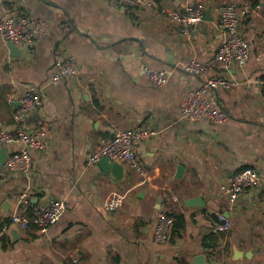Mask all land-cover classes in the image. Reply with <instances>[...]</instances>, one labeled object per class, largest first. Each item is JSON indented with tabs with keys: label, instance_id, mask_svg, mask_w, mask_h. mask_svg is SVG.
<instances>
[{
	"label": "crops",
	"instance_id": "crops-1",
	"mask_svg": "<svg viewBox=\"0 0 264 264\" xmlns=\"http://www.w3.org/2000/svg\"><path fill=\"white\" fill-rule=\"evenodd\" d=\"M151 7L122 8L112 0H19L0 2V16L28 15L49 25L47 36L17 45L13 58L0 40V130L18 127L13 112L27 86H36L42 104L25 116L23 127H47L45 148L30 150L31 166L8 173L0 168V264H264V0H153ZM239 20L249 46L245 65L188 75V61L207 63L223 37L215 6L253 4ZM211 8L213 21L182 34L172 14L188 4ZM72 57L77 72L51 84L54 63ZM173 70L160 88L144 69ZM211 77L229 88L208 92L229 115L224 125L180 117L184 97ZM154 134L136 144L144 176L122 164L116 179L100 161L86 160L102 138L120 130ZM7 154L22 151L18 142ZM261 183L233 203L224 189L244 168ZM181 169V170H178ZM126 195L123 206L108 212L104 199ZM26 194L23 209L15 196ZM200 199L202 206H190ZM54 201L65 209L44 230L10 225L17 212L34 211ZM174 217L166 243L154 241L158 211ZM220 216L231 220L216 231ZM239 255H235V252Z\"/></svg>",
	"mask_w": 264,
	"mask_h": 264
},
{
	"label": "built area",
	"instance_id": "built-area-1",
	"mask_svg": "<svg viewBox=\"0 0 264 264\" xmlns=\"http://www.w3.org/2000/svg\"><path fill=\"white\" fill-rule=\"evenodd\" d=\"M19 0H0L6 4H15ZM112 2L122 8L151 7L153 0H112ZM250 4H245L239 8L234 3H222L215 6L214 11L218 16L220 25L224 30V37L217 48L214 58L201 63L191 60L181 66L183 72L188 75L202 76L206 72L219 69L228 70L232 63L243 66L249 59V46L247 41L239 32V20L245 12L251 11ZM206 6L200 2L183 6L179 11L172 14L173 20L179 25L182 34L189 35L199 28L204 21ZM50 32L47 22L35 20L28 15L1 17L0 16V40L3 46L10 42L16 45L30 44L36 37L47 36ZM77 62L72 57L65 59L58 58L54 63V73L51 84L57 85L63 82L68 76L77 72ZM151 86L160 88L165 85L173 70H151L144 69ZM232 85L230 80L224 77H211L205 79L194 90L189 92L183 99L180 106V117L189 122L197 120H207L217 125H224L229 115L222 109L215 106L208 98V92L221 88H229ZM42 104L39 89L36 86H27L20 99L19 106L14 110L12 116L17 124V129L13 132L0 130V146L8 143L18 142L25 148L16 153L8 155L3 165L4 171L8 173L28 169L32 164L30 150H42L45 148V138L48 133L44 124H39L31 130L23 127L25 116L35 112ZM154 132L139 130H120L109 138H102L97 149L88 156L86 163L92 165L98 163L103 157L111 161L126 163L129 167L144 176V168L137 156L135 146L140 141L152 136ZM261 178L253 168H244L235 174L230 184L224 189L227 199L233 203L241 195L246 194L261 183ZM126 195L112 192L103 202V207L108 212L119 210L125 201ZM15 200L23 209L31 207L30 198L26 194L15 196ZM65 209V204L61 201H54L48 205L34 211L33 215L17 212L10 219V225H17L22 230H27L31 226L38 230H44L54 224ZM174 223V217L166 210L158 211L154 225V241L162 244L169 238L170 229ZM231 220L220 216V221L216 224V231L226 233L231 229ZM3 230L0 231V238Z\"/></svg>",
	"mask_w": 264,
	"mask_h": 264
},
{
	"label": "water",
	"instance_id": "water-1",
	"mask_svg": "<svg viewBox=\"0 0 264 264\" xmlns=\"http://www.w3.org/2000/svg\"><path fill=\"white\" fill-rule=\"evenodd\" d=\"M211 11H212L211 8H208L205 11L204 21H203L202 28H201V31L204 34L207 33L208 28H209V24L213 21ZM8 50L10 51V55L13 58H19L21 56L18 46L13 42H10L8 44ZM7 158H8V154H7L6 148L5 147L0 148V168L4 165ZM100 166L102 167V169L104 171L111 172V174L116 179H119L122 175V164L118 161H111L110 159L103 157L100 160ZM178 170H181V169H178ZM189 205L190 206H202V201L200 199H194V200L189 202ZM234 252H235L236 256L239 255V254H237L236 251H234ZM197 260H198V263L201 264V261L203 260V256H199L197 258Z\"/></svg>",
	"mask_w": 264,
	"mask_h": 264
},
{
	"label": "trees",
	"instance_id": "trees-1",
	"mask_svg": "<svg viewBox=\"0 0 264 264\" xmlns=\"http://www.w3.org/2000/svg\"><path fill=\"white\" fill-rule=\"evenodd\" d=\"M258 1H255V2H253V4H252V6L251 7H253V6H257L258 5ZM251 5V4H250ZM1 228V227H0Z\"/></svg>",
	"mask_w": 264,
	"mask_h": 264
}]
</instances>
